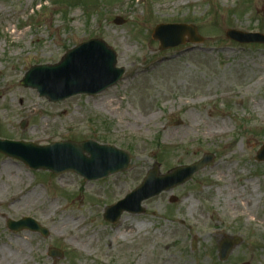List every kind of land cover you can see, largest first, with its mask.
Here are the masks:
<instances>
[{
	"label": "rangeland",
	"instance_id": "1",
	"mask_svg": "<svg viewBox=\"0 0 264 264\" xmlns=\"http://www.w3.org/2000/svg\"><path fill=\"white\" fill-rule=\"evenodd\" d=\"M167 22L197 26L204 41L160 51L152 32ZM228 29L264 32V0H0V137L92 139L131 156L126 171L86 181L0 153V264H264V44L229 40ZM90 38L116 51V85L58 102L21 85L31 66ZM204 153L213 161L143 213L103 218L154 163L166 173ZM23 217L48 234L8 227ZM237 235L220 262L219 240Z\"/></svg>",
	"mask_w": 264,
	"mask_h": 264
},
{
	"label": "water",
	"instance_id": "2",
	"mask_svg": "<svg viewBox=\"0 0 264 264\" xmlns=\"http://www.w3.org/2000/svg\"><path fill=\"white\" fill-rule=\"evenodd\" d=\"M115 21L123 22L120 17ZM152 36L159 41L160 50L185 44L186 37L193 43L204 40L195 25L182 23L159 24ZM226 36L240 43H264V33L260 32L228 29ZM116 61L115 51L106 42L92 39L68 51L59 64L31 67L21 80V85L38 90L41 96L53 102L80 93L96 94L115 84L122 77L124 69L116 68ZM24 124L25 122L22 127ZM0 152L17 158L34 169H47L54 173L74 171L87 180L125 171L131 159L129 153L93 140L62 141L41 146L33 142L0 139ZM213 159V154L206 153L199 161L178 166L165 174H160L159 165L154 164L135 190L115 205L106 208L104 218L116 222L124 211L144 212L141 205L144 200L184 184ZM256 160L264 161V144L258 150ZM8 227L12 230L30 229L40 231L44 235L48 234L46 228L27 217L19 221L9 220ZM241 242L240 237L225 236L219 242L220 260H227L234 247ZM50 253L54 258L62 257V252L58 249L52 248Z\"/></svg>",
	"mask_w": 264,
	"mask_h": 264
},
{
	"label": "bare ground",
	"instance_id": "3",
	"mask_svg": "<svg viewBox=\"0 0 264 264\" xmlns=\"http://www.w3.org/2000/svg\"><path fill=\"white\" fill-rule=\"evenodd\" d=\"M53 207V209H54V206H52ZM76 222H78V219H74ZM67 223V222H66ZM136 228H138V226H136ZM14 245L16 246V247H18L19 248V250H24L26 247H25V245L24 244H22L21 242H19V241H14ZM12 259H14V258H12ZM11 260V259H10ZM16 264H21V263H16Z\"/></svg>",
	"mask_w": 264,
	"mask_h": 264
}]
</instances>
